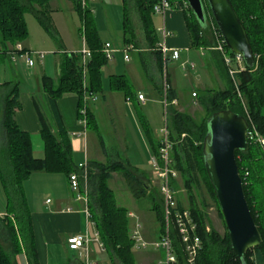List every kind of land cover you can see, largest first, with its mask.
<instances>
[{
  "label": "trees",
  "instance_id": "trees-1",
  "mask_svg": "<svg viewBox=\"0 0 264 264\" xmlns=\"http://www.w3.org/2000/svg\"><path fill=\"white\" fill-rule=\"evenodd\" d=\"M74 10L81 20V32L86 47L91 51L88 63L87 81H83L82 55L72 53L64 59L63 74L58 81L44 77L42 90L50 99L52 107L57 110V101L65 94H76L80 98V106L86 93L98 95L103 92L102 68L108 64L103 53V43L97 30L93 12L83 10L80 0H70ZM139 3L140 19L144 27L146 39L161 66L163 57L161 51L155 47L156 37L152 26L153 7L157 0H137ZM174 5L177 0H168ZM186 3V0H178ZM203 0L206 13L210 11L207 1ZM240 21L246 29L250 45L255 56V65L238 74L243 101L235 94L229 78V87L223 91H208L200 100V105L207 115L195 118L187 113H180L170 108L171 139L174 142L172 157L174 168L180 176H193L197 185L207 186L219 209L215 193L205 167L204 142L208 134V121L217 112L230 110L248 119L244 112V105L248 107L250 119L258 132L264 137V0H230ZM52 0H0V56H6L13 51L16 44L27 41L29 32L26 24V14L31 13L42 28L54 39H57L49 6ZM189 12L188 28L192 36L194 47H213L208 37V29H204L187 4ZM125 33L132 31L128 10L124 13ZM227 71V70H226ZM228 74V72H227ZM229 77V76H228ZM20 87L18 82L0 84V151L4 152L3 160L7 163L5 170L1 164L0 180L4 187L7 200V212L0 224H6L11 235L14 251H8L0 241V264H17L16 257L22 247L26 252L29 264H39L38 253L34 240L31 211L25 193L24 183L34 173L62 174L67 178L73 173L82 177V170L74 163L73 150L69 135L65 130L53 133L35 102L40 125V134L45 144L44 157L34 156L31 135L20 130L15 115L21 109ZM129 84L124 77L111 78V90L126 93ZM197 97L198 94L195 93ZM168 98L170 102L176 99L170 88ZM89 116V114H88ZM90 122H88V125ZM185 135L183 138L182 136ZM249 152H236L240 176L244 182L245 195L253 218L262 235V244L250 250L243 262L238 260L231 248L229 235L222 237L215 231H206L207 214L198 208L195 197L189 193V205L198 225V234L203 241L197 264H264V150L260 146L249 142ZM156 147L155 154H158ZM113 173H118L124 179L129 191L137 201L147 200L150 208L157 212L160 237L164 226V201L158 186L151 183L145 172L135 175L122 162L107 164L90 162L87 165L89 188V206L96 229L101 240L112 258L121 264H136L134 243L130 239L131 219L127 209L118 206L114 191L109 186ZM138 174V173H137ZM188 188L189 182H187ZM173 189H178L173 182ZM178 207L186 209L177 197ZM225 224V222H224ZM226 227V225H225ZM227 230V228H226ZM159 237V238H160ZM172 240L180 264H187L183 247L176 230L172 229Z\"/></svg>",
  "mask_w": 264,
  "mask_h": 264
},
{
  "label": "crops",
  "instance_id": "crops-1",
  "mask_svg": "<svg viewBox=\"0 0 264 264\" xmlns=\"http://www.w3.org/2000/svg\"><path fill=\"white\" fill-rule=\"evenodd\" d=\"M54 1L56 0H52L51 3ZM67 1L74 11L72 2L70 0ZM96 1L94 6L98 4L111 5V0ZM122 2L124 10L126 2H130V13H128L132 31H129L127 34L125 33L123 21L121 29L115 28V32L124 31L122 33L123 48L133 46L134 50L130 51L129 60L126 61L124 59V51H120L119 48L117 49L115 47L116 50L120 52L118 51L115 53L114 59L109 61L108 64L102 68L103 92L97 95L98 99L96 102L88 103L89 125H84L83 118L80 116L82 106H80V98L78 95L65 94L57 101V110H55L50 103L49 97L42 90V87L38 85L35 90L29 86L23 87L24 85L20 82L16 71L18 68L13 67L14 61H12L8 55L5 57L0 56V64L2 65L4 60L8 58L12 71L11 79L4 77L0 79L3 80L0 81V84L1 82H18L21 84V109L17 110L15 118L20 130L31 135L34 156L36 150L40 155L42 154V157L38 159L44 157L45 144L40 134V125L35 102L38 104L53 133L58 134L61 130H65L69 135L73 150V159L76 166L79 167L81 164L88 165L90 162L102 164L122 162L128 166L135 175L140 176L139 172H145L151 183L156 185L151 171L150 160L151 157L155 155L156 147H159L161 139L159 133L162 125L161 121H158L153 114L155 111L150 109L148 105L151 100L152 102H156L158 98L162 103L164 73L167 74L170 88L174 91L176 97L174 101H176L177 104L172 106V108L180 113H187L186 109L181 105V95L179 93L184 79H187L188 83L194 84L197 90H202L205 93L208 91H223L229 87L230 82L221 55L213 50V47H194L192 36L188 28L189 12L186 5L187 2L180 3L178 0L175 1L174 5H172V9L168 11L165 16L157 14L152 15V26L156 37L155 47L161 51L163 57L162 66L156 54L149 48L144 27L140 19L138 1L122 0ZM50 7L51 6H49V10L51 11L52 23L58 35L56 17L59 16L62 20L63 11L61 9L51 10ZM95 12L97 18V11L95 10ZM72 25L73 28L76 29L74 20H72ZM163 27L170 33V36L165 40L161 34ZM77 29L79 30V28ZM98 31L100 37L102 36L101 34H105V31H102L101 28H98ZM60 42L61 48H65L60 49V51H65V54L78 53L81 51V48H78L76 51H68L63 41L61 40ZM102 43H109L112 47L114 45L108 40ZM163 45L169 50V60L165 72L164 56L161 49ZM24 47L27 49L25 45ZM27 50L31 51L29 49ZM174 50L180 52L179 59L177 60L171 58L172 51ZM133 54L136 55L134 58L132 57ZM117 55H119L118 58H116ZM39 59L40 58H38V64L41 66V75L57 78L59 71H62V61L60 65L59 63L55 65L53 64L54 60L53 62H48V59ZM36 62L37 60H34V66L32 68L27 67L34 70L33 68L36 66ZM170 64L174 65L176 68L169 70ZM50 68H52L51 71H49ZM53 70L54 72L56 71L55 75L57 77L51 75ZM113 76L124 77L130 86L126 93L111 90V78ZM143 90L148 91L146 92ZM139 94L144 96L145 102H141L138 99ZM196 98H199V94ZM128 99L130 100L129 102ZM198 104L200 105V102H198ZM126 108L132 111L139 109L144 114L141 117L143 126L140 125L138 121H136V124L135 121L132 120L130 123L128 122L125 115V113L127 114ZM117 113H120V115L118 116ZM187 114L193 116L190 112ZM103 115L107 116V124L103 119ZM128 125L136 132V136H139V138L142 137L143 139L141 144L143 145L144 152L141 151L142 154H140L136 151L132 157L129 153L134 152V149H132L133 143L130 141L131 137ZM90 126L95 132L94 135L89 133ZM104 127L106 128V134L102 131ZM154 129L156 130L155 132ZM108 137L111 139V144L118 146V149H120L112 153V155H109L110 152H108L106 146V139ZM34 141L38 144L37 147H35ZM110 148L113 149L112 152L115 151V147ZM120 151H122L124 157H121ZM137 160H141L142 163ZM119 177H121V175L113 173V178L110 181L113 183L114 180L119 179ZM120 179L121 181L117 180L119 185L121 182H124L122 177ZM0 188V190H3L5 193L1 180ZM23 188L31 211L34 240L39 264H83L79 255L68 249L67 240L74 235L91 234V228L93 232H95L96 227H93L87 219L84 212V203L75 199L76 194L70 189L69 178L62 174L38 172L30 176L24 183ZM114 188L115 187H113V189ZM148 208H150V206H148ZM6 212L7 200L5 194V201H2L0 197V217L2 218V215H6ZM128 212L138 217L140 222L144 217L135 210H129ZM133 222L134 219H131V226ZM6 224H0V241L6 250L14 251L11 235ZM143 233L144 238L147 241L150 240L149 242H154L160 237V232L158 234L153 233V237H148V231H146L145 227L143 228ZM91 236L93 237V235ZM95 246L96 243L94 242L90 244L92 250L91 255L93 254L94 256L95 252L93 249ZM101 251H105L106 254H108L107 257L110 259L111 264H113L115 258L111 257L106 248ZM134 252L136 253V264H158L161 259V254L153 250L147 252ZM144 254L148 256L145 257ZM91 259L101 264L94 257L92 258V256ZM16 261L17 264H29L23 247L21 252L17 255Z\"/></svg>",
  "mask_w": 264,
  "mask_h": 264
},
{
  "label": "built area",
  "instance_id": "built-area-1",
  "mask_svg": "<svg viewBox=\"0 0 264 264\" xmlns=\"http://www.w3.org/2000/svg\"><path fill=\"white\" fill-rule=\"evenodd\" d=\"M96 0H80L81 7L86 10L87 7L91 9V4ZM187 5V4H186ZM172 9V5L168 0H157V3L153 7V14L165 16V14ZM93 12V11H92ZM207 29L211 34L214 42L213 50L221 55L224 65L227 69L230 81L235 88L237 96L243 101L240 91V83L238 80V74L245 70L244 59L239 54H234L226 45L222 34L211 14L207 11ZM163 39H167L170 36L168 30L163 27L161 30ZM84 38V37H83ZM85 44V39H84ZM165 44V43H164ZM164 56V72L166 70L167 62L169 60L168 48L163 45L161 47ZM134 50L133 46H127L124 50V59L129 60L130 51ZM115 50L111 44H105L103 46V53L108 61L114 59ZM78 54L82 55L83 65V81L84 85L87 81L88 63L91 59V51L86 47V44ZM12 61L16 59L25 58L26 64L29 68L34 66L33 55H36L40 59L43 58V54L38 52H31L24 48L23 44L18 43L13 48L12 52L7 54ZM180 52L178 50L172 51L171 58L174 60L179 59ZM185 67V65H184ZM170 85L167 80V74L164 73V87H163V99L162 104L165 108V119L164 125L160 131L161 139L159 143L158 154L153 155L150 160V166L153 171L154 181L157 183L159 190L163 196L164 201V230L161 237L154 241L149 242L144 238L143 225L133 214H129L130 219H134V226L130 230V239L134 243V251L142 252L147 250H153L161 254V259L158 264H180L176 255V250L172 240V229L174 228L179 236L183 252L185 255V261L187 264H196L198 256L202 250L203 241L198 234V225L195 222L191 212L188 209L181 210L178 207L177 193L173 189V182L179 177L178 171L174 168L175 163L172 157L174 142L171 139L170 129V115L169 110L172 106L176 105V101L170 102L168 98ZM196 94L193 93V97ZM98 99L97 95L86 93L83 105L80 110V116L83 118V123L88 124V103L96 102ZM138 99L141 102H145L143 95L139 94ZM130 100L128 99V102ZM245 107V105H244ZM249 123V130L247 132L248 143L251 142L255 145L260 146L264 150V137L258 132L252 121L246 119ZM183 138L185 135L182 136ZM79 170H82L83 180L79 174L73 173L69 177L70 189L76 194L75 199L83 202L87 219L93 227H96L93 216L89 206V188L87 178V164L79 165ZM5 215H2V217ZM94 242L98 244L101 250H105V246L101 240L100 233L95 229L93 237L90 233L78 234L71 236L67 240L68 249L79 255L83 264H98L91 259L92 250L90 244Z\"/></svg>",
  "mask_w": 264,
  "mask_h": 264
},
{
  "label": "rangeland",
  "instance_id": "rangeland-1",
  "mask_svg": "<svg viewBox=\"0 0 264 264\" xmlns=\"http://www.w3.org/2000/svg\"><path fill=\"white\" fill-rule=\"evenodd\" d=\"M96 2L91 4V9L93 11V15L95 18V24L97 21V25H96V26H98L97 30H98V28L99 29L101 28L102 31H105L104 32L105 34H101L102 35L100 37L101 41L105 42L108 40L115 45V46L113 45V48L115 50H116V48L117 49L119 48L120 51H122V50L124 51L125 48H123V43H122V38H123L122 33L124 31L121 30V32H118V33L115 32V28L121 29V27L123 26V21H124L123 15L125 13V10L123 8L122 0H111V3H110L111 5H109V4H101V5L98 4L97 6H94L96 4ZM50 6H51L50 7L51 10L61 9L63 11L62 12V14H63L62 20L60 19L59 16L56 17V27L58 28V32H59L58 33L59 36H57V39L52 38L42 28V26L39 25V22L34 17V15H32L31 13L30 14L28 13V14H26V24H27L29 36H28L27 41H25L23 43V46L25 45L27 47V49L33 51V53L38 52V53L43 54L44 55L43 58H41L39 60H42V59L44 60V58H45V60L48 59V62H53V60H54L53 64H55V65H56V63L57 64L59 63V65L62 63L61 64L62 65V69H61L62 71L61 72L59 71L58 77L55 75L56 71L54 72V70L51 74L57 78L46 76V77L51 78L54 81H58L63 74L64 59L70 54V53L65 54V51L64 52L60 51V49H65V48H61V42L60 41L61 40L63 41V43L66 46V49H68V51L69 50L76 51L78 48L79 49L81 48V50H82V48L84 47L85 44H83L84 38H83V35L81 32L82 27H81L80 17L75 10L73 11L72 7L68 4V1L67 0H56L53 3H51ZM94 9L97 11V14H98L97 18H96V12ZM126 9L128 10V12L130 11V2H126ZM86 10H90V8L87 7ZM72 20L75 21L76 29L73 28ZM77 28H79V30ZM117 31H119V30H117ZM208 37L210 38L211 42L214 44L210 32H208ZM103 45H105V44L103 43ZM117 51H119V50H117ZM135 56H136L135 54L132 55L133 58ZM33 57H34L35 61L37 60L36 66L33 68L34 70L29 69L27 67L25 58L16 59L13 62V67L18 68L16 71H17L20 82L24 85L23 87L29 86L35 90L38 85H39V87H42L43 78L45 76L41 75V69H40L41 66L38 64L39 63V61H38L39 57L37 58L36 55H33ZM118 57H119V55H117L116 58H118ZM10 67L11 66H10L9 60H8V58H6V60H4V62H3V64L2 65L0 64V79H3L4 77L11 79L12 71H11ZM174 68H176V67L174 65L170 64L169 70L174 69ZM51 69L52 68H50L49 71H51ZM0 81H3V80H0ZM3 83L4 82H1V84H3ZM143 91H146V90H143ZM179 91H180L179 93L181 95V105L186 109L187 113L190 112L196 118L205 117L207 115L206 111H204V109L202 107H200L201 105L198 104V102H200V100H201L202 96L205 94V92H203L202 90H197V88L194 87V84L188 83L187 79H184V82H183L182 86L180 87ZM193 92L198 93L199 98L192 97ZM234 92L237 95L235 88H234ZM241 95H242V99H244L242 92H241ZM148 107L150 109H152L153 111H155L153 114L156 116L158 121H161V125L163 127L164 119H165V108H164L163 104L160 102V99L158 98L156 102H152V100H151ZM126 109H127V114L125 113V115L127 117L128 122L130 123V121L132 120V121H135V124H136V121H138V122H140V125H142V122H141L142 118L141 117L144 114L139 109H137L135 111H132L128 108H126ZM244 112L248 115V117L250 119L251 118L250 112H249V109L247 106L244 107ZM117 115L119 116L120 113H117ZM168 117H169V115H168ZM0 118H1V116H0ZM103 119H104L105 123L107 124V120H106L107 116L106 115H103ZM162 127H161V129H162ZM161 129H160V131H161ZM128 130H129L130 137H131L130 141H132V143H133L132 149H134V152L129 153V154H131V157L135 154L136 151L138 153L142 154L141 151L144 152L143 145L141 144V142L143 140L142 137L139 138V136H136V132L133 131V129L131 128L130 125H128ZM102 131L106 134V128L105 127H104V129H102ZM155 131L156 130L154 129V132ZM89 133L93 134V135L95 133L94 130L91 128V126L89 128ZM159 134L161 137V133H159ZM106 142H107L106 146L108 148V152H110L109 155H112V153H115L116 151L120 150V149H118V146H114L111 144V139H109V137L106 139ZM34 145H35V147L38 146V144L35 141H34ZM110 147H115L114 148L115 151L112 152L113 149H111ZM120 152H121V157H124L122 151H120ZM3 154H5V153L0 151L1 164H2L3 168L6 170L7 169V163L3 160V156H2ZM41 155L36 150L35 156L37 158H39V157H42ZM137 161L142 163L141 160H137ZM151 171H152V169H151ZM152 173H153V171H152ZM120 178L121 177H119V179H115L113 183L111 181H109V186L112 187V189H113V187H115L113 189V191H114V194L116 196L118 206H121V207L127 209L128 211L129 210H135V211H137V213H139L140 215L142 214L144 216L143 219L141 220V222H142L143 228L145 227L146 231H148V235H149L148 237H153V235H154L153 233L158 234L160 228H159V223L157 221V212L153 211L151 208H148V206H150V205L148 204L147 200L137 201L136 199H134V197L132 196L131 192L129 191L126 183H124L125 181L121 182V184L119 185L117 180L121 181ZM153 179H154V177H153ZM199 181L201 182L200 186H199V184L197 185L196 179L193 176L187 175V177H185V176L182 177L179 175L178 179L176 180L177 185H178V189L176 191L177 196L181 200V202L183 203L185 208L187 209V207L189 205L188 194L191 193L195 197L196 205L198 206V208H200L201 210H203L207 214L206 231L210 232L213 230V231L217 232L220 236L223 237L227 232L225 224H224V220H222V218L220 217L216 203H215L213 197L211 196V193L209 192L207 186L205 185V183H203V179H202L201 175L199 177ZM187 182H189L190 188H188L187 185H185V184H187ZM155 184H156L155 186H157V183H155ZM0 197H1L2 201H5V193L3 192V190H0ZM134 223H135V220H134L131 228L134 226ZM91 235H94L92 228H91ZM93 250L95 252L94 253L95 256L92 254L91 255L92 258L94 257L101 264H111L110 259L107 257L108 254H106L105 251L102 252L99 249V246L97 244ZM147 251H149V250H147ZM147 251H145V252H147ZM135 255H136V253H135ZM146 256H148V255L146 254L145 257ZM113 261H114L113 264H121L119 262V260L116 258Z\"/></svg>",
  "mask_w": 264,
  "mask_h": 264
},
{
  "label": "water",
  "instance_id": "water-1",
  "mask_svg": "<svg viewBox=\"0 0 264 264\" xmlns=\"http://www.w3.org/2000/svg\"><path fill=\"white\" fill-rule=\"evenodd\" d=\"M227 47L253 68L255 56L245 27L230 0H206ZM204 29L207 15L203 0H186ZM204 142L205 167L223 216L231 248L238 260L259 247L263 238L253 218L240 176L236 152L247 154L249 123L230 110L215 113L208 121Z\"/></svg>",
  "mask_w": 264,
  "mask_h": 264
},
{
  "label": "bare ground",
  "instance_id": "bare-ground-1",
  "mask_svg": "<svg viewBox=\"0 0 264 264\" xmlns=\"http://www.w3.org/2000/svg\"><path fill=\"white\" fill-rule=\"evenodd\" d=\"M206 2V1H205ZM173 7V6H172ZM161 53V52H160ZM239 80V79H238ZM240 87V86H239ZM242 96V95H241ZM170 118V117H169ZM240 169V168H239ZM240 172V171H239ZM202 251V250H201ZM197 264V263H196Z\"/></svg>",
  "mask_w": 264,
  "mask_h": 264
}]
</instances>
